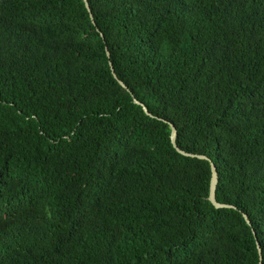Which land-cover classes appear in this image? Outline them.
<instances>
[{
    "label": "trees",
    "instance_id": "obj_1",
    "mask_svg": "<svg viewBox=\"0 0 264 264\" xmlns=\"http://www.w3.org/2000/svg\"><path fill=\"white\" fill-rule=\"evenodd\" d=\"M87 3L0 0V264H264V0Z\"/></svg>",
    "mask_w": 264,
    "mask_h": 264
},
{
    "label": "water",
    "instance_id": "obj_2",
    "mask_svg": "<svg viewBox=\"0 0 264 264\" xmlns=\"http://www.w3.org/2000/svg\"><path fill=\"white\" fill-rule=\"evenodd\" d=\"M83 3H84V6H85V9H86L87 12L89 13V17H90V19H91V21H92V23H93L92 15H91V13H90V10H89V6H88V3H87V0H83ZM101 37H102V35H101ZM102 39H103V37H102ZM105 51H106V56L108 57L109 54H108V52H107L106 49H105ZM109 66H110V71H111V74H112L113 78L117 81V83H118L122 88H124L125 90H127V88L125 87V85H124L121 81H119V80L117 79V77L115 76V74H114V72H113V69H112V67H111V63H110V62H109ZM132 98H133V96H132ZM133 103H134L135 105L140 106L141 109H142V111H143V113H144L146 116H148V117H150V118L153 117V116L147 111L146 107H145L143 104H141L140 102H138V101H137L136 99H134V98H133ZM160 120H161V119H160ZM161 121H163L164 123H166V124L169 126V128H170V135H169L170 143H171L172 147L175 149V151H176L178 154H180V155L183 156V157L195 158V159H198V160L207 161V162L209 163V168H210V182H209V193H208V197H207V199H208V201L211 203V205H212L215 209H232V208H233L232 206L227 205V204H220V203H218V202L215 200V191H216V186H217V182H218V176H217L216 167H215V165L213 164V162H212L208 157H206V156H204V155H197V154L186 153V152L180 150V149L175 145V136H176L175 128L173 127L172 124L166 122L165 120H161ZM243 219L245 220L246 224H247L248 226L251 227V225H250V223H249V221L247 220V218H246L245 215H243ZM252 233H253V236H254V238H255V234H254V232H252ZM255 243H256V247H257V251H258V256H259V263H258V264H260L261 251H260V249H259V245H258V242H257L256 238H255Z\"/></svg>",
    "mask_w": 264,
    "mask_h": 264
}]
</instances>
